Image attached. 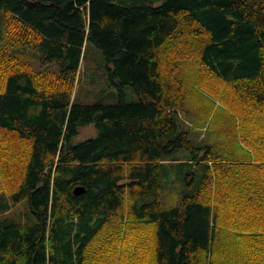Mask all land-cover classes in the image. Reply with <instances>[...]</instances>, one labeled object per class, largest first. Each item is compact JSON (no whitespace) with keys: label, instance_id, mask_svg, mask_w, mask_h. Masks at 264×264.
Instances as JSON below:
<instances>
[{"label":"trees","instance_id":"1","mask_svg":"<svg viewBox=\"0 0 264 264\" xmlns=\"http://www.w3.org/2000/svg\"><path fill=\"white\" fill-rule=\"evenodd\" d=\"M93 52L119 101L77 100ZM190 58L235 146L186 117ZM178 164L200 180L164 209ZM0 264H264V0H0Z\"/></svg>","mask_w":264,"mask_h":264},{"label":"rangeland","instance_id":"2","mask_svg":"<svg viewBox=\"0 0 264 264\" xmlns=\"http://www.w3.org/2000/svg\"><path fill=\"white\" fill-rule=\"evenodd\" d=\"M24 61H30L35 69L51 68L58 70L56 63L41 64L38 59L37 50H31L26 47H21L13 51ZM200 69L198 60L195 58L179 60V69L177 76L183 81L185 89V103L188 108V115L186 116L190 123L194 125L195 129L203 130L209 125L213 126L210 129L208 139L212 138L224 144L226 137L231 141H236L237 126L230 121L229 116L224 106L206 90L198 85L200 80ZM126 98L128 100H136L138 98L136 92L131 86L125 88ZM77 100L83 103L90 102H106L114 103L119 101L118 88L110 83L108 70L106 68V60L100 55L93 52V56L87 58L82 64L79 85L76 89ZM229 120V123L224 122ZM229 125V126H228ZM227 126V127H226ZM231 127L230 135L227 136V130ZM215 132V134L212 133ZM92 135H96V128L93 124L87 125L81 129L76 141H83ZM236 142H234V146ZM234 148V147H233ZM246 153V150H245ZM180 158H185V151L179 150L177 152ZM170 174L166 177L163 187L162 201L163 208L170 209L179 205V199L182 194L195 193L199 180L200 173H198L193 166L190 165H171L169 167ZM195 172L196 174H193ZM11 217L19 221H34L35 216L30 210L28 199H25L20 204L13 206L8 212L4 213L2 217Z\"/></svg>","mask_w":264,"mask_h":264},{"label":"water","instance_id":"3","mask_svg":"<svg viewBox=\"0 0 264 264\" xmlns=\"http://www.w3.org/2000/svg\"><path fill=\"white\" fill-rule=\"evenodd\" d=\"M84 191H85V188L83 186H79L74 190V193L78 194Z\"/></svg>","mask_w":264,"mask_h":264}]
</instances>
